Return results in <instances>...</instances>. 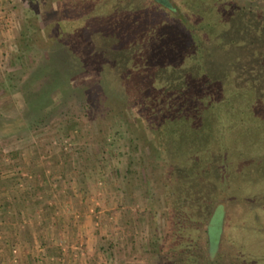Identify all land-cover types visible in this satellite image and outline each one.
Listing matches in <instances>:
<instances>
[{"label":"rangeland","instance_id":"obj_1","mask_svg":"<svg viewBox=\"0 0 264 264\" xmlns=\"http://www.w3.org/2000/svg\"><path fill=\"white\" fill-rule=\"evenodd\" d=\"M171 1L173 22L214 30L198 36L221 94L247 83L264 91V0ZM83 2L0 0V264H179L182 239L202 264L219 202L213 264H264V99L256 104L250 89L241 100L229 93L218 118L202 105L208 94L195 90L182 55L193 34L172 32L168 11L149 17L148 0H121L118 9L113 0ZM106 7L115 10L106 17L114 40L93 30V19L83 37L103 65L53 56L60 30L84 25L78 12ZM49 61L56 78L44 92L37 87ZM34 89L52 99L37 116L27 112ZM157 103L176 108L159 123L171 128L166 140Z\"/></svg>","mask_w":264,"mask_h":264},{"label":"trees","instance_id":"obj_2","mask_svg":"<svg viewBox=\"0 0 264 264\" xmlns=\"http://www.w3.org/2000/svg\"><path fill=\"white\" fill-rule=\"evenodd\" d=\"M85 2H83L84 4H86V0H84ZM89 1V0H88ZM118 1H121V0H113V2L115 3L114 5V7H116L117 9H118V6H117V4H118ZM151 4H154L155 6H150V7H148L147 5V7L149 8L148 9V16L149 17H154V15H156V18H157V15L160 13V10L162 11V10H166V11H168L171 15L169 16H167V15H164L165 17H169L170 19H169V25L172 27V32H175V31H177L176 33L178 34V30L180 29V27L181 28H183L182 30L184 31H189L190 33H192L193 34V37H194V42L192 43V45H190V44H188V41H189V38H188V40H187V43L185 44L184 42H183V45H185L186 47H185V52H183L182 53V55H183V57L185 56V58L187 57V61L185 60V62L187 63V62H190V67H191V71H192V73H193V75H194V77H193V81H195V82H197V85H196V91L197 92H201V93H204V92H206V94H208L207 96V98H206V101L207 102H203V106L205 107V109L206 110H210L211 112H215L216 111V114L218 115V118H219V116L221 115V112H220V110H221V106H222V104L223 105H227L228 104V101H229V95L231 94V93H233L234 94V96L237 98V97H239V99L241 100V97H242V95H244L246 92H247V90L248 89H250L251 90V92L252 93H256V99H255V97H254V102H256V104L258 103V102H261V101H259V99H264V91H259V90H257L255 87H251V85H250V83H247L246 84V86H245V88H240V89H238V88H236V89H232L230 92H227V91H223V94H221V92H219V86H217V82H216V80H214V77H215V75L212 73V72H210V74L211 75H209V74H207L209 71H207V69H206V66H205V63H204V52L201 50V42H202V40L200 41V38H199V33H200V36H201V34L202 33H204V32H206V33H208V36H209V33H212L213 34V32H214V30H206L203 26H202V24L200 25L199 24V21H197L196 23L195 22H188V21H182V20H180V19H177V22H173V20L174 19H176V16L174 15V13L176 12V11H174L175 9H169L168 7H165V5H164V7L159 3V2H157V1H155V0H148ZM101 1H96V3L98 4V3H100ZM198 2L200 3V2H202V1H200V0H195V5L198 7ZM121 3V2H120ZM104 4V3H103ZM99 6H100V4H98ZM144 6V5H143ZM158 6V7H157ZM100 7H102V6H100ZM129 7H131V6H129ZM142 7V6H141ZM157 7V8H156ZM132 8H134L133 6L131 7V9ZM161 8V9H160ZM164 8V9H163ZM106 11L105 10H103V12H101L100 11V13H93V14H91V13H87V9H85L84 8V10H82L81 11V13H79L78 12V14H79V17H81V20L84 22V25L83 26H81L80 28H75V27H71L72 29H61L60 30V32H59V37L57 38V39H55L54 40V43H56L57 44V46L55 47V48H53V50H52V54H53V56H54V54L55 55H57V57H63V58H66V59H68L67 61H65V64L66 63H75V64H79L80 66L81 65H86V64H88V63H91V64H93L94 66H97V65H99L101 62H103L106 58H105V56L104 57H102L103 55H102V53L101 54H98V53H100L99 51H94L92 48H91V50L89 49V47L86 45L85 46V42H84V39H83V37H86V33H84V30L87 28V26L85 25V22L87 21V20H89V19H93V21H92V24L95 26H91V28L94 30L95 28H97V31L99 32V33H101L102 34V36H104V38L105 39H107V40H114V34L112 35V33L111 32H109V25H107V24H110L111 22H107L106 23V17H107V15L109 16V19H113L114 20V18H115V15L113 14V12L115 11L114 10V8L113 7H106ZM120 9V8H119ZM131 9H128V10H131ZM141 10L139 11L140 12V16H141V12H143V10H144V7L143 8H140ZM151 9V10H150ZM195 9V8H194ZM197 10V9H196ZM119 11V10H118ZM126 12V11H125ZM125 12H123L120 16L121 17H130L129 15H127V14H124ZM156 12V13H155ZM174 12V13H173ZM128 13V12H127ZM196 13V16H197V14H198V12H195ZM194 13V14H195ZM165 14V13H164ZM94 15V16H93ZM116 16H118V15H116ZM139 17V16H138ZM173 18V20H172V18ZM63 18V17H62ZM98 20H99V23H98ZM60 21L63 23L64 22V19L62 20V19H60ZM96 21H97V23H96ZM155 26L153 27V28H151V29H153V31H155V30H157V23L159 22L160 23V26H161V28L163 27V21L162 20H160V21H157V19H155ZM171 21V22H170ZM165 22V21H164ZM69 24V23H68ZM113 24H115V22L113 23ZM104 26V27H102V26ZM197 25V26H196ZM61 26H63L62 24H61ZM99 26V27H98ZM156 28V29H155ZM201 30H202V32H201ZM86 31V30H85ZM157 31H159L160 32V36L158 35L157 37H161V31L160 30H157ZM49 32V31H48ZM57 33H58V30L56 31ZM147 35H149V32H150V29H148L147 31ZM56 34V33H55ZM144 36V35H143ZM198 37V38H197ZM86 39V38H85ZM149 38L147 37L146 38V40H148ZM211 39L212 38H209V41H211ZM183 41V40H182ZM103 45V46H102ZM101 45V47H100V45H99V48L100 49H103L102 47H104V44H102ZM116 43L114 44V46H113V49H115L116 47ZM195 46V51H192L191 49H190V47H194ZM146 47H148V46H146ZM190 49V50H189ZM175 51H179V49H174ZM180 54V53H179ZM203 54V55H202ZM194 55V56H193ZM177 56H178V54H177ZM180 57V56H179ZM196 60H197V62H196ZM106 62V61H105ZM108 62V61H107ZM184 62V61H183ZM109 63V62H108ZM46 65H45V67L46 68H50L49 66L52 64V62L51 61H49V62H47V63H45ZM48 64V65H47ZM104 64V62L102 63V65ZM101 66V65H100ZM51 70L49 71H44V73H45V75H44V79H45V81H44V84H42V86H38L37 88H39V89H45L44 90V92L46 91H48L49 90V88H48V86H50V85H52V84H54L53 82H55V78H56V74L54 73V68H50ZM174 72V71H173ZM57 73V72H56ZM197 74V75H196ZM205 75H209L208 76V79H209V82H207V81H205L206 79H205V77H207V76H205ZM191 76V75H190ZM203 76V77H202ZM235 77V76H234ZM234 77H232L231 78V80L234 78ZM226 81H229V79L227 78L226 79ZM61 82H62V86H61V88L62 87H64V88H62L63 89V91H67V88H68V83L65 81V79H63V80H61ZM202 82V83H201ZM196 84V83H195ZM65 89V90H64ZM199 89V90H198ZM37 89H34V90H32L30 93H29V95H28V111L27 112H29V113H32V114H34V115H40V113L42 112V111H45L46 110V108H48V107H46L45 109H42V107L44 106V105H46V104H48V105H50V104H52V99H51V95L49 96V95H45V96H43V97H38L37 96ZM225 93V94H224ZM230 93V94H229ZM213 94L215 95L214 96V98L212 97L213 96ZM165 95V94H164ZM222 95H224V96H222ZM259 95V97H257ZM216 96L218 97V98H216ZM147 97V96H146ZM221 99H223L225 102L224 103H219V102H222L221 101ZM245 100H248V99H245ZM156 101V100H155ZM239 104H242V102L241 103H239ZM158 105V103L157 104H155L154 106H152V108L153 107H155V108H159V106H157ZM255 105V104H254ZM234 106H238V105H234ZM233 105L231 106V107H229V108H227V109H233V107H234ZM162 108V109H161ZM167 108H169V110L167 109ZM166 108V106H165V108H163V106L160 104V108L157 110V109H155V111H153V113H154V115H155V117L157 118L156 119V123L163 129L162 131H163V135H164V137L165 138H162V140H166V136L168 135V130H170L171 128L168 126V124H166V123H162V124H159L160 123V121H163V122H165V120H168V119H165L166 117H169V114L171 113V110L174 108L175 110L173 111V112H175L176 113V108L173 106V108L172 107H167ZM237 108V107H236ZM164 109V110H163ZM254 109H256V108H254ZM162 110V111H161ZM167 110V111H166ZM181 110H183V108H181ZM205 110V111H206ZM234 110V109H233ZM257 110V109H256ZM48 110H46V112H47ZM227 111V110H226ZM164 112H167L168 114L166 115V113L164 114ZM260 112H262L263 114H260ZM152 113V114H153ZM233 114V112H226V116L227 115H229V114ZM258 114H257V117L260 119V121H261V119H262V117H264V111H258L257 112ZM166 116V117H165ZM221 117V116H220ZM228 117V116H227ZM261 117V118H260ZM165 119V120H164ZM170 119V118H169ZM221 120V119H220ZM240 120H242V119H240ZM262 121H264V118H263V120ZM220 130H221V128H220ZM169 136V135H168ZM242 139H243V137H242ZM179 144V143H178ZM163 146H164V148H165V146H166V143L163 141ZM181 146H183V145H181L180 144V147ZM184 147V146H183ZM181 149L183 150V151H185L186 149L185 148H182L181 147ZM166 150V149H165ZM196 162H197V160H196ZM189 165V164H188ZM203 165H204V168H207V170H209L210 169V165H209V163H208V165H207V163L205 164V163H203ZM203 165L202 164H200V165H198V166H196V170H198L199 168H201V169H203L202 167H203ZM183 168H185L186 170H187V168H188V170L189 171H191L190 169H195V167L194 166H192V167H190V166H186V165H184L183 166ZM223 184H224V182H223ZM222 185V184H221ZM224 185H222V187H223ZM220 187V185L218 186L217 185V187H216V189H217V191L218 192H222L223 190L221 189V188H219ZM219 188V189H218ZM221 201H223V200H221ZM223 202H219V204H222ZM224 204V203H223ZM212 215V214H211ZM211 217V216H210ZM206 243H207V252H208V259H207V261L205 262V263H202V264H213V261H214V259H212L213 257H214V255H215V253L217 252V250L215 251V253L213 254V253H211V250H210V248H209V240H208V233H207V228H206ZM221 239V238H220ZM186 241H188V243L186 244V243H184V242H186ZM220 241V240H219ZM178 244L179 245H181L182 247H181V249H182V251H181V254L183 255V258H182V260L180 261V263L179 264H197L198 262L196 261V259H195V257H194V254L193 253H191V252H189V250L190 249H192L193 248V246H194V243H192V241L191 240H188V239H182V240H180V241H178ZM184 247V248H183ZM184 249H186V250H184ZM254 262H256V261H254Z\"/></svg>","mask_w":264,"mask_h":264},{"label":"water","instance_id":"obj_3","mask_svg":"<svg viewBox=\"0 0 264 264\" xmlns=\"http://www.w3.org/2000/svg\"><path fill=\"white\" fill-rule=\"evenodd\" d=\"M161 4H164L169 9H174V5L171 0H160ZM224 215V204H218L214 209L209 222L207 224V233L209 240V248L211 253H215L218 248L220 235L222 231V220Z\"/></svg>","mask_w":264,"mask_h":264}]
</instances>
